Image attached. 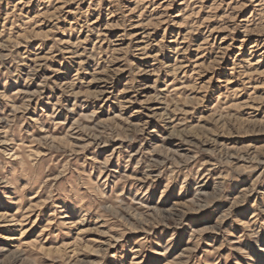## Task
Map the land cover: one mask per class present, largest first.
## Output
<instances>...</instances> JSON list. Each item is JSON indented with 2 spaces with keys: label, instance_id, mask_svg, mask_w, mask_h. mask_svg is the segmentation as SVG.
Masks as SVG:
<instances>
[{
  "label": "rangeland",
  "instance_id": "374dc122",
  "mask_svg": "<svg viewBox=\"0 0 264 264\" xmlns=\"http://www.w3.org/2000/svg\"><path fill=\"white\" fill-rule=\"evenodd\" d=\"M0 264H264V0H0Z\"/></svg>",
  "mask_w": 264,
  "mask_h": 264
}]
</instances>
